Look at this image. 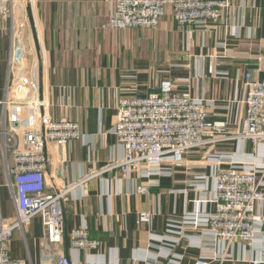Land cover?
<instances>
[{
	"label": "crops",
	"instance_id": "0c3cea01",
	"mask_svg": "<svg viewBox=\"0 0 264 264\" xmlns=\"http://www.w3.org/2000/svg\"><path fill=\"white\" fill-rule=\"evenodd\" d=\"M111 1L30 0L18 35L10 18L0 17V118L9 111L6 86L23 70L27 79L37 80L41 115L76 122L80 132L62 144H47V187L72 185L63 202L64 238L44 249L38 217L23 231L14 230L10 254L27 264H55L60 253L72 260L116 264H164L170 258L193 264L198 250L183 234L201 231L185 230L182 219L213 207L201 203L212 185L210 173L217 168L206 154L225 153L224 167L230 160L248 163L255 155L247 142L229 139L191 150L180 163L166 162L168 176H123L115 166L122 149L109 128L121 96L158 91L164 78L174 82L175 92L189 90L214 100L213 120L242 114L245 74L264 78V0H231L226 16L205 27L181 28L169 10L155 28L124 30L105 26ZM257 155L264 158V142ZM0 165V213L14 220L1 150ZM139 184H150L148 192H136ZM205 185L206 190L201 187ZM141 212L150 214L148 221L139 219ZM255 213L262 220L255 223L251 244L245 252L242 244H233L231 257L220 264H252L254 258L264 264V199L256 203ZM199 223L203 227L202 219ZM83 225L98 245L70 251L68 232Z\"/></svg>",
	"mask_w": 264,
	"mask_h": 264
},
{
	"label": "built area",
	"instance_id": "2783aa9c",
	"mask_svg": "<svg viewBox=\"0 0 264 264\" xmlns=\"http://www.w3.org/2000/svg\"><path fill=\"white\" fill-rule=\"evenodd\" d=\"M29 2L0 0V17L10 18L11 30L17 32L16 35L21 34L25 26L24 8ZM109 9L105 26L114 30L155 28L169 10L181 28L205 27L207 23L226 16L231 9V0H112ZM17 55L16 51L13 56L17 58ZM21 73L12 80L11 86H6L9 111L0 118L5 185L16 208L14 220L2 217L0 213V264H27L11 256L10 245L14 230L23 231L35 217L39 218L44 229V249H51L63 241V202L72 185L54 186L55 190L47 187L46 148L49 143L62 144L80 135L76 122L65 118L46 119L41 115L42 101L37 80L35 77L27 79L23 70ZM19 83L25 90L22 97H16L12 92ZM243 89L244 112L213 120L210 111L216 105L214 100L194 96L189 90L175 92L174 82L164 78L158 91L143 96H121L116 105L114 123L109 128V133L114 135L116 144L122 149V156L115 166L123 176L131 172L145 178L168 176L171 167L165 166L166 162L169 165L180 163L187 152L224 140L245 141L253 147L255 155L248 163L240 159L230 160L226 167L220 166L225 163V153L206 154L205 159L217 168L210 173V189L207 185L201 186L208 189L201 203L213 207L182 219L185 230L201 231L199 234H183L189 246L198 250L193 264H220L231 257L229 251L232 252L230 248L235 243L242 244L245 252L246 245L254 239L255 223L262 220V216L255 213V205L264 199L261 189L264 186V158L257 155L264 142V78L252 79L247 72ZM199 178L207 180L209 177L202 175ZM149 185H136L135 191L147 193ZM149 218L148 213L139 214L142 222ZM199 219L203 220L201 228ZM68 242V248L73 252L94 249L98 245L96 240L88 237L84 225L68 232ZM250 261L259 264L255 258ZM260 261L263 262L264 257ZM55 264L116 262L72 260L60 253ZM164 264H180V261L170 258Z\"/></svg>",
	"mask_w": 264,
	"mask_h": 264
},
{
	"label": "water",
	"instance_id": "95a60500",
	"mask_svg": "<svg viewBox=\"0 0 264 264\" xmlns=\"http://www.w3.org/2000/svg\"><path fill=\"white\" fill-rule=\"evenodd\" d=\"M13 94L16 97H22L25 95V90L20 83L18 85L14 86Z\"/></svg>",
	"mask_w": 264,
	"mask_h": 264
},
{
	"label": "rangeland",
	"instance_id": "374dc122",
	"mask_svg": "<svg viewBox=\"0 0 264 264\" xmlns=\"http://www.w3.org/2000/svg\"><path fill=\"white\" fill-rule=\"evenodd\" d=\"M27 5V4H26ZM25 8H26V6H25ZM24 8V9H25ZM27 10H28V6H27ZM25 12V11H24ZM17 13H19L20 14V11L19 10H17ZM26 13V12H25ZM108 15H109V13H108ZM26 17H27V14H26ZM107 18H108V16H107ZM27 19V18H26ZM106 22H107V20H106ZM145 29V28H144ZM148 29H150V28H148ZM0 169H1V165H0Z\"/></svg>",
	"mask_w": 264,
	"mask_h": 264
},
{
	"label": "bare ground",
	"instance_id": "6f19581e",
	"mask_svg": "<svg viewBox=\"0 0 264 264\" xmlns=\"http://www.w3.org/2000/svg\"><path fill=\"white\" fill-rule=\"evenodd\" d=\"M13 90H14V88H13Z\"/></svg>",
	"mask_w": 264,
	"mask_h": 264
}]
</instances>
